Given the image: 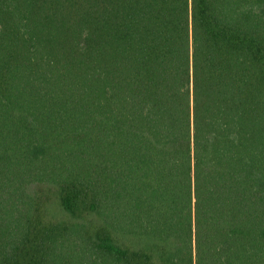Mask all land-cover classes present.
<instances>
[{"label": "trees", "instance_id": "16d2710c", "mask_svg": "<svg viewBox=\"0 0 264 264\" xmlns=\"http://www.w3.org/2000/svg\"><path fill=\"white\" fill-rule=\"evenodd\" d=\"M0 264H264V0H0Z\"/></svg>", "mask_w": 264, "mask_h": 264}]
</instances>
